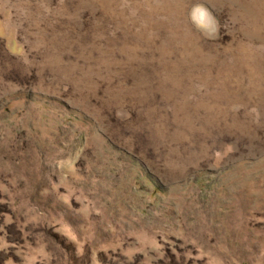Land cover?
<instances>
[{"label": "rangeland", "instance_id": "rangeland-1", "mask_svg": "<svg viewBox=\"0 0 264 264\" xmlns=\"http://www.w3.org/2000/svg\"><path fill=\"white\" fill-rule=\"evenodd\" d=\"M0 264H264V0H0Z\"/></svg>", "mask_w": 264, "mask_h": 264}]
</instances>
